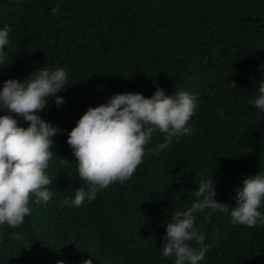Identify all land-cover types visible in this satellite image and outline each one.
<instances>
[{
    "label": "trees",
    "instance_id": "trees-1",
    "mask_svg": "<svg viewBox=\"0 0 264 264\" xmlns=\"http://www.w3.org/2000/svg\"><path fill=\"white\" fill-rule=\"evenodd\" d=\"M5 25L0 90L41 67L64 68L68 78L56 94L65 102L51 97L39 113L60 130L46 169L52 198L32 194L19 227L0 225V264H174L162 255V237L171 215L197 199L198 184L213 179L215 199L234 207L243 178L264 173V112L258 117L252 104L264 80V0H0ZM157 85L166 95L196 97L191 133L153 155L148 150L165 138L155 132L129 180L80 207L62 205L88 187L67 143L77 121L114 94L150 98ZM258 210L264 214V204ZM209 212L196 214V228L206 243L216 228L219 236L200 264H264V225Z\"/></svg>",
    "mask_w": 264,
    "mask_h": 264
},
{
    "label": "clouds",
    "instance_id": "clouds-1",
    "mask_svg": "<svg viewBox=\"0 0 264 264\" xmlns=\"http://www.w3.org/2000/svg\"><path fill=\"white\" fill-rule=\"evenodd\" d=\"M52 11L57 14L60 9ZM10 32V25L0 29V66H4V49L10 43ZM67 78L64 68L41 67L23 81L9 79L3 83L0 109L7 114L0 116V225L19 227L30 215L28 204L32 194L44 203L52 198L49 186L53 180L46 169L54 154L52 138L60 130L39 113L51 97H56L57 106L65 102L56 94L65 89ZM229 85L236 89L234 81ZM258 91L252 104L259 117L264 112V80L259 82ZM196 107L194 95L184 90L166 95L158 85L150 98L141 93L114 94L106 104L89 107L67 139L80 180L88 187L76 188L74 199L65 198L62 205L80 207L86 199L95 200L98 191L129 180L143 162L145 146L155 132L165 134V138L163 143L148 150L153 155L168 148L173 138L191 133L188 122ZM218 112L223 116V112ZM16 117L28 122V127L19 126ZM235 191V206L229 207L215 199L213 179L201 181L195 190L197 199L186 210L175 211L166 224L160 247L163 257H174V264H200L205 259L219 236L216 228L212 243H206L205 233L197 230L196 214L205 209L225 213L230 210L234 224L264 225V214L258 210L264 204V173L244 177ZM16 236L21 238L18 233ZM83 264H92V260H84Z\"/></svg>",
    "mask_w": 264,
    "mask_h": 264
}]
</instances>
